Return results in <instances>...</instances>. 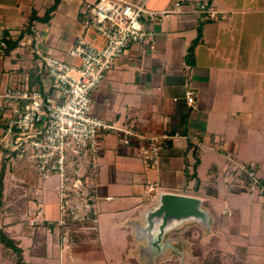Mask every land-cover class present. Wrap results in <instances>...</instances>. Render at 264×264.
Masks as SVG:
<instances>
[{"label": "crops", "instance_id": "obj_1", "mask_svg": "<svg viewBox=\"0 0 264 264\" xmlns=\"http://www.w3.org/2000/svg\"><path fill=\"white\" fill-rule=\"evenodd\" d=\"M86 1L0 0V41L1 36L11 39L5 47L0 44V92L24 86L26 80L32 87L42 91L53 90L52 81L41 65V55L36 52L37 49L43 54H58L75 61L70 57L69 50L78 36L83 35L98 45L104 43L103 37L87 25L84 10ZM234 1L238 7L233 4ZM237 1L221 0L218 5L215 0H210L216 19L200 12L197 4L199 0H189L181 12H169L154 20L145 14L143 23L148 31L145 41L133 44L123 56L116 59L94 91L96 112L121 126L133 124L138 131L150 135L180 133L179 137L162 141V153L157 166L147 163L141 156L144 144L134 143L136 146L123 147L117 133L119 143L114 138H107L111 133L107 136L105 133L101 138L108 175H104L105 181L102 175L100 177L101 185H98L97 193L102 202L97 215L101 211L108 212L103 221L104 228L126 230L132 240L130 248L124 249L125 258L119 260L120 264H141L138 255L132 252L135 249L132 228L121 223L136 216L140 208L147 205L136 204L133 214L114 222L116 215L111 214V204L115 202L116 196L112 192L116 190L115 183L120 176L124 178L125 190L134 187L140 192L142 189L139 184L146 185L155 180L160 186L170 188L161 191L203 199L204 206L215 216L217 228L223 233H230L232 237L248 241L240 247L247 248L248 264H264L263 226L257 230L252 224L258 223L262 217L264 220V197L250 192L242 179L232 174L228 169L225 151L215 147L218 141L237 154L239 159L253 160L264 176V136L256 135L257 130L264 135L263 120L258 122L259 125L246 123V120L243 123L230 120L227 122V125H232L230 132L217 133L215 131L220 130H214L224 118H232L233 112L238 119L244 114L255 119L257 107L264 109V68L257 66L260 63L264 67L259 46L264 40V35L260 34L264 32V27L257 18L251 19L256 14H263L264 8L255 6V0H250L247 5L241 3L240 6ZM173 2L147 0L146 5L148 9L160 12L172 9ZM247 11L254 15L248 18L234 17ZM35 16L34 23H31V18ZM36 39L39 40L37 46ZM189 90L193 91L195 97L192 104L188 103L186 96ZM249 133L252 138L247 137ZM195 135H199L201 140L194 141L192 137ZM1 167L0 161V172ZM152 174L154 176L149 180ZM171 188L185 191L196 189L205 195L171 191ZM107 196L113 199L106 200ZM218 198L235 206L232 208L233 214L225 215L220 223L214 210ZM0 222H4L5 226L8 224L1 217ZM85 224V227H91L90 232L78 231L82 227L79 223L77 230L68 227L67 232L72 235V239L65 253L71 261L104 264L102 261L111 259L104 252L107 240L105 245H95L94 242L90 245L87 242L89 239L101 238L102 235L101 231H96L91 219ZM252 234L256 236L255 241L247 239ZM60 235L55 240L53 238L52 242L63 252L62 242L66 237L63 239ZM117 244L114 237L110 246L118 255ZM95 246L103 250L101 256L96 255Z\"/></svg>", "mask_w": 264, "mask_h": 264}, {"label": "built area", "instance_id": "obj_2", "mask_svg": "<svg viewBox=\"0 0 264 264\" xmlns=\"http://www.w3.org/2000/svg\"><path fill=\"white\" fill-rule=\"evenodd\" d=\"M146 2L86 1L87 25L103 37L104 43L98 45L78 36L69 50L75 61L37 49L53 90L42 91L26 80L24 86L0 92V161H5L8 170L27 163L39 179L59 177L57 189L63 213L59 227L78 225L90 212L94 215L99 212L101 196L97 190L104 165L101 138L105 133L119 134L123 147L144 144L140 154L153 166L160 162L162 141L180 136L179 132L150 135L138 131L133 124L121 126L98 114L93 103L94 91L116 59L133 44L145 41L148 31L144 15L154 20L169 12L179 13L189 0H174L172 9L160 12L148 9ZM197 4L200 12L216 19L210 0H199ZM1 37L0 44L5 47ZM38 43L36 39V46ZM186 96L189 104L194 103L193 91H187ZM192 139L200 141L201 137L195 135ZM219 149L225 151L226 160L234 167L232 171L241 176L247 189L264 197V176L256 162L239 159L220 142ZM24 167L29 175L30 169ZM156 185L148 187L146 198L157 192ZM34 193L39 201L42 198L39 188Z\"/></svg>", "mask_w": 264, "mask_h": 264}, {"label": "rangeland", "instance_id": "obj_3", "mask_svg": "<svg viewBox=\"0 0 264 264\" xmlns=\"http://www.w3.org/2000/svg\"><path fill=\"white\" fill-rule=\"evenodd\" d=\"M130 1L137 3V4H141L143 3L144 0H130ZM215 1L218 5L221 4V0H215ZM249 1L250 0H239L237 2L240 6L241 3H243L244 5H247ZM254 2H255L254 5L257 6L258 8H264V0H255ZM233 4L236 6V1H234ZM236 7H238V5ZM249 14L250 12L247 11L246 13L243 12L241 14L240 13L235 14L234 17L241 18L242 16V17L248 18L254 15V13H251L250 15ZM253 18H255L254 20H256L257 18V20L261 21L262 22L261 24L264 27V13L261 15L256 14L251 19ZM27 33H31V31H27ZM260 34L263 36L264 32H260ZM263 41L264 40H262V43L259 45L261 47L260 51H262V56H260L261 58H264V42ZM259 62H262V61L259 60ZM260 65L263 69L264 68L263 64H260V63L257 64L258 67H260ZM263 110L264 109L257 107V118L255 119H253L252 116H249L248 114L241 115V118L238 119L239 117H237L236 113L233 112V114L231 115L232 118H229L228 120H226L227 118H224L223 122L220 125H217V128L214 127L215 128L214 130H220V131H215L217 133H220V132L224 133L225 131L230 132L232 129L231 128L232 125H227V122L230 120L241 121V123H243V120H246V123H249V124L252 123V125L256 123L257 125H259L258 123L259 121H262V120L264 121V115H262L264 112ZM235 132L237 133V130ZM107 135L108 133L105 134V136ZM256 135L264 136L263 133H259V130L256 131ZM247 137L252 138L250 133L247 135ZM107 138H110V139L114 138L115 140H118V143L120 142L119 136L115 133L109 134ZM215 147L219 148L218 141L215 142ZM230 151L232 152V150ZM245 153H250V151H246ZM235 156H238V155L235 154ZM241 159L247 162H254L253 160H249V159H243V158ZM226 162L228 165V169L232 171V169H234L233 165L230 164L227 160ZM23 165L30 169L31 173L29 175H27L26 173L27 169ZM107 169H108L107 165L105 166L103 165L101 168L100 177L102 175L104 181H105L104 175H108ZM232 174L238 177V179H241V176L238 173L233 172ZM152 176L154 175L152 174L149 177V180L151 179ZM100 177L98 178V182L101 185ZM118 178L119 179L115 183L116 190L112 192L116 196L115 202L111 204V206H113L112 207L113 212L111 214L114 213L116 215V219H114V222L120 221L121 218H123L124 216L128 214H133V209L135 208L136 204H140V205L148 204L154 199L156 194L161 192V190H170L169 187L160 186L159 182H155V180L147 183L146 185H144L143 183L139 184V187L142 189L140 192L136 191L137 189H135L134 187L133 189L125 190L126 189L125 184L122 180L124 178H122L121 176ZM33 182H35V186H33ZM4 183H5L4 194L6 195V197L8 196V194L10 195V193L15 192L14 195L17 197L28 196V198L30 199L29 201L30 209H29V215L27 218L31 225L44 224L46 221L51 222V223L56 222V226L54 230H51L50 228L47 230V238H48V245H49L48 256L47 257H32L27 254L26 258L31 264H95L96 263L93 261H83V260L82 261H71L68 259L65 252L69 250L67 249L68 247L67 244L72 239L71 238L72 235L71 236L68 235L69 230H66V232L68 231L66 233V235L68 236L65 235L64 238L66 237V240L62 242L63 249H64L63 252H61L60 249H57L58 247L56 246V244H53L52 242L53 238L54 240L56 238H59L60 230L62 229V227H59V226L61 223V219H63V213L61 211V202L59 199V194H58V189H57L59 185L58 176L52 175L48 177L47 179H43V178L39 179L36 176V174L31 170V166L27 163H23L22 166L19 165L18 167H16L15 171L14 169H11L9 171L6 168ZM155 183L157 184L156 185L157 192L151 195L150 197L146 198L145 194L148 191V187L151 184H155ZM34 187L36 189L39 188V190L41 191L42 198L39 201H37V198H36L37 195L34 193L35 192ZM22 189L24 190V193L19 194L18 191ZM110 189H113V187L110 186ZM177 190L187 193V194H191V195H201V196L205 195L203 191H197L196 189H186L185 191L181 189L171 188V191H177ZM98 202L100 206V203L102 202V200H99ZM216 202H217V205L214 206V210L216 212L218 222L220 223L221 220H223L224 217L227 216V214L228 215L233 214L232 208L234 209L235 206L233 204H226L220 201L219 198L216 199ZM220 202H222L221 206H219ZM11 203L12 201L8 200L7 206H9ZM100 215H97V214L94 215V213L88 214L84 218L85 221L84 222L82 221L81 223H79V225L82 226L81 228L83 229L79 228L78 231L90 232L91 230H89V228L91 227L89 226L85 227L86 225L85 222L91 219L92 224L96 226L95 227L96 231H101L102 236L101 238L92 237V239H89V240L87 239L88 240L87 242L90 243V245L92 242H94L95 245H98L100 243H102V245L103 244L105 245V241L107 240L104 252H106V255L108 256V258L109 259L111 258L112 260L110 259L107 262L104 260L102 262L104 264H120L119 260L122 258H125L123 256L124 249L130 248L129 245L132 242L131 236L128 234V232H126V230H111V228L110 229L104 228L103 221H104V218L106 219V217L108 216V212L102 213L101 211ZM0 217L2 219L5 217L4 221H8V224H10L7 227L8 230L12 231V234L16 238H19L22 242V245L26 249H28L29 245L31 244V240L23 234L21 224L15 222L16 217L13 218L12 215H8V217H11V218H8L7 216H3L2 213H0ZM262 218L259 219L258 223L253 222L252 224H253V227L257 230L258 229L260 230L263 226V229L261 230H263L264 232V220ZM33 219L35 221L34 223L31 222ZM1 224L2 222H0V228L2 226L5 227L4 222L2 225ZM217 226H218V223L215 220L214 228L212 229V232L211 231L206 232V230L198 224L191 225V226L186 225L178 230H175L172 233L171 238L181 239L180 248L181 247L191 248V252L193 254V260L191 264H248L249 261L246 260L247 259V248L246 249L244 247L240 248L242 247L241 245L246 244L248 241L244 242V240L240 237H236V238L232 237V235H230V233L228 232H224L225 233L224 234L221 229L217 228ZM68 227L70 229L77 230L79 226L75 224H70ZM107 230H110V231L108 232ZM114 237L118 241V244H117V248H118L117 250L119 251L118 255H117L116 250L115 249L112 250L110 246L111 243H113ZM247 239H249V241H255L256 236L252 234L250 238L248 237ZM259 245L260 244L257 243V246ZM259 247L261 248V246ZM94 251L97 256H101L102 255L101 252L103 250L100 247L95 246ZM4 252L5 251L3 250V245L0 242V264H15V261H13V254L10 255L9 253L6 254ZM180 258L181 257L178 254H172V256H170L162 264H181Z\"/></svg>", "mask_w": 264, "mask_h": 264}, {"label": "water", "instance_id": "obj_4", "mask_svg": "<svg viewBox=\"0 0 264 264\" xmlns=\"http://www.w3.org/2000/svg\"><path fill=\"white\" fill-rule=\"evenodd\" d=\"M215 220L212 212L204 206L203 199L161 191L151 203L141 207L136 216L123 220L121 224L132 228L135 242L132 252L138 255L141 264H161L172 254L181 257V264H191V248H180L181 239L171 238L172 233L195 224L212 232Z\"/></svg>", "mask_w": 264, "mask_h": 264}, {"label": "trees", "instance_id": "obj_5", "mask_svg": "<svg viewBox=\"0 0 264 264\" xmlns=\"http://www.w3.org/2000/svg\"><path fill=\"white\" fill-rule=\"evenodd\" d=\"M52 10V9H51ZM51 12V11H50ZM50 17V15H48ZM35 17L31 18V23H34ZM5 42H10L11 39L8 37H4ZM0 172V213L3 216L12 215L13 218L16 217V223H20L22 226L23 234L31 240V244L28 249H26L19 238H16L11 231L7 229L10 224H7L5 227L0 228V242L3 245L4 253L13 254V261L15 264H31L26 255L32 257H47L48 252V238H47V230L50 228L51 230L55 229L56 222H48L46 221L44 224L31 225L28 220L29 215V201L28 196L17 197L15 196V192L6 195L4 194V178L6 174V163L2 162ZM21 191V192H19ZM19 194H23L24 190H19ZM6 197V199H5ZM12 201V203L7 206V203ZM14 201V202H13ZM7 206V207H6ZM6 207V208H5ZM92 213V212H90ZM89 213V214H90ZM5 218V217H4ZM3 218V220H4ZM11 218V217H8ZM62 229L60 231V236L63 238L65 236V232L67 230V226H61ZM62 232V233H61ZM78 238V235L76 236Z\"/></svg>", "mask_w": 264, "mask_h": 264}]
</instances>
